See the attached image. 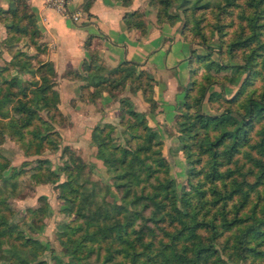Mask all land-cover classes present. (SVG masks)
Instances as JSON below:
<instances>
[{"label":"trees","instance_id":"trees-1","mask_svg":"<svg viewBox=\"0 0 264 264\" xmlns=\"http://www.w3.org/2000/svg\"><path fill=\"white\" fill-rule=\"evenodd\" d=\"M120 2L130 4V0ZM148 3L156 10L158 25L181 17L180 36L205 49V53L191 51L188 57L189 81L174 118L178 149L185 153V183L176 190L158 132L147 125L144 112L135 110L128 99H121L119 125L125 129L124 144L112 141L109 131L114 127L109 123L99 128L101 139L96 153L110 176V181L104 182L105 193L113 199L108 208L99 203L87 205L88 197L94 199L96 184L78 183L79 200L74 203V195L69 203L74 223H66L60 232L65 237V254L74 258L69 264H93L89 258L92 251L97 257L103 252L102 264H119L113 259L115 250L125 256L122 264H264L259 262L264 258V201L251 199L257 186L264 183V0H243L239 12L242 23L225 40L219 14L226 11L222 5L234 6L235 0ZM89 4L86 0L84 9ZM205 11L213 18L206 24L207 31L218 37L214 47L208 44L200 24ZM123 21L127 28L141 33L145 30L142 10L126 12ZM0 22L6 35L3 42L17 43L25 36L35 51L32 54L8 48L7 67L16 70L17 75H4L8 68H0V139L6 134L24 153L39 154L46 144H54L55 148L59 139L52 127L55 114H61L59 95L51 79L56 72L52 61L41 56L46 48L39 41L41 33L27 0H9L7 8L0 6ZM89 41L88 37L86 46ZM213 48L217 59L210 57ZM236 51L240 64L222 62L224 54L234 58ZM258 60L261 67L256 65ZM138 65L125 60L107 69L97 53L90 52L83 62V72L76 75L81 81L79 89H89L96 97L116 87L127 86L133 94L141 90L153 111L155 81ZM22 73L30 77L23 79ZM257 75L261 88L256 93L253 89L245 93ZM212 85L218 90L207 92ZM227 85L235 87L230 96L223 92ZM203 98L213 113L201 110ZM39 111H44L45 117ZM84 167L81 162L70 172L78 178ZM8 168V161L0 156V179L4 184L12 183L13 177L22 172L11 168L4 176L2 171ZM55 176L49 179L53 181ZM72 178L57 184L61 189L77 191ZM112 186L119 193V201ZM3 201L0 195V246L6 245L4 258L10 264H35L44 246L32 235L19 231L18 223L5 213ZM111 212L115 215L109 219ZM169 224L172 228L166 229ZM157 229L167 239L160 237V243L154 245ZM178 240L182 242L177 247ZM115 242L121 247L113 248ZM56 262L62 264L61 258Z\"/></svg>","mask_w":264,"mask_h":264},{"label":"rangeland","instance_id":"rangeland-1","mask_svg":"<svg viewBox=\"0 0 264 264\" xmlns=\"http://www.w3.org/2000/svg\"><path fill=\"white\" fill-rule=\"evenodd\" d=\"M148 1L149 0H144L143 8H136L138 10H142L144 21L146 15L149 13H154L155 15L156 11L152 6H150ZM223 1L224 0H219L220 3H223ZM243 6V0H235L234 6L231 4L222 5V8L226 10L219 14L221 22L224 23L222 28L224 31V34L222 35L224 40L234 34V32L238 30L240 23H242L239 12L243 10ZM171 9L176 11L174 6H172ZM212 20L213 18L211 13L209 11H205L204 18L201 20L200 24L203 25V32L208 38L207 42L216 45L218 37H216L215 33L207 31L209 28L206 25L211 23ZM189 22H191V20ZM173 23L177 24V29L179 30L183 24V19L179 17V20ZM0 24L2 23L0 22ZM188 25H190V23H188ZM1 36L2 35L0 33V68L7 67V62L10 60L8 48H11L12 50L24 49L27 52L35 54L34 49H32L28 44L27 37H21V40L17 43L6 44L3 42L6 35L4 38ZM238 55L239 51H236L234 58L224 54L222 62L240 64L241 60L238 58ZM217 58L218 56L215 53V59ZM256 65L261 67L259 60ZM7 68L8 69L4 72V75H17L16 70L9 67ZM76 75L79 74L73 73L71 76L76 78ZM28 77H30V75L25 73H22L21 75V78L23 79H27ZM51 79L54 81L53 87L57 90L59 95L56 74L55 76L52 75ZM80 83L81 81L79 84ZM261 86L262 81L260 76L257 75L252 79L250 85L246 87L245 93H248L251 89H253V92L256 93L259 91ZM234 90V86L228 85L226 92L230 96ZM78 91V98L71 99L69 102L70 106L68 107H74L76 101L81 99L87 104L92 103L95 109L101 110L99 114L95 115L83 113V111L80 112L88 117V121L81 125V127L83 126V131H80L79 129L82 120H74L69 114H65L63 109L66 107H60L59 98L58 107L61 114H55L56 122L52 126L59 135V139H57L58 141L55 142V148H52L54 144H46L44 145V149H42L39 154H26L20 145L6 134H3L2 139H0V156L4 157L9 163V168L2 171L3 175L7 176L11 168L22 170L21 173H18L15 177H13L12 183L9 181L4 184V182L0 179V195L5 198L3 205H5L6 208L4 210L9 216V219L18 223V226L21 229H19V231L24 234L26 233L32 235V237L38 239V241L44 246L36 257L34 261L35 264H59L56 262L58 257L61 258L62 264H69V262L74 260V258L70 257L68 254H65V237L61 236L60 232L63 225L66 223H74L75 214L69 211V203L70 197H74V195L77 196L73 198L74 203L79 200L77 194H81V186H79L78 183L87 181L84 183L87 184L93 181L96 184V194L93 196L94 199L91 200V197H88L85 201L87 205L99 203L102 208H108L113 199L112 196L105 193L104 188V182L110 181V176L102 160L96 156L97 145L101 139L99 128H104L109 123L112 124L114 128L109 131L110 138L115 143L120 145L124 144L123 136L125 135L123 134L125 133V129L123 126L119 125L121 120L120 100L124 98L129 100V98L133 97V93L129 91L127 86L124 88H113L112 92L109 93L110 97L112 96L113 98L112 101L109 105L102 106L98 104V98H101V94L96 97L89 89H79ZM80 109H84L86 112L89 110L88 105H82L76 110L78 111ZM208 109L210 111L209 113L214 112L213 109H210L209 107ZM39 114L41 117H45L44 111H39ZM75 116L78 115L76 114ZM106 131L107 128H105L104 133H106ZM173 141L174 144H170L169 148L165 147L164 151L162 145V153L168 162L169 173L173 177L176 190L179 191L180 187L185 183V153L178 149L177 139L176 141L175 139ZM81 162L85 165V167L81 169V176L77 178L78 175L70 172V169L77 165L81 166ZM66 166L68 167L66 168ZM54 174L56 175V178L51 181L49 178H52ZM69 178L74 179L72 184L78 187L77 191L71 192L67 189H61V186L57 184L58 182L65 181ZM112 189L115 192L117 201H119L118 191L114 186H112ZM255 198L261 202L264 201V183H260L257 186V191L252 194L251 199L254 200ZM144 212L146 213L147 210ZM114 215V212H111L109 213L108 218L111 219ZM167 228H172V224L166 225V229ZM160 237H162V239H167V236L163 235V232L160 229H157L156 237L153 240L154 245L160 243ZM181 242L182 240L177 241V247ZM117 247L120 248L121 244L118 242L113 243V248ZM5 253L6 245L3 243L0 246V264H10L3 256ZM101 255L97 257L96 252L92 251L89 254L90 262L93 264H102ZM113 259L117 260V263L122 264L126 258L121 252L115 250V256ZM259 262L264 263V258L261 257ZM234 264L242 263L236 262Z\"/></svg>","mask_w":264,"mask_h":264},{"label":"crops","instance_id":"crops-1","mask_svg":"<svg viewBox=\"0 0 264 264\" xmlns=\"http://www.w3.org/2000/svg\"><path fill=\"white\" fill-rule=\"evenodd\" d=\"M85 1L69 0V12L82 11L80 20L73 22L56 9L46 7L43 0H28L41 33L39 41L46 48L41 56L44 60L52 61L56 72L60 107H66L63 109L64 113L74 120H82L80 131H83L81 125L88 121V117L80 112L90 115L101 112L92 103L87 104L81 99L76 101L74 107H68L70 100L78 98L79 95L80 81L71 75L83 72V62L89 58L90 52H96L107 69L125 60L137 62L138 69L147 70L155 81L152 94L155 108L153 111L149 110L150 106L143 98L141 90L128 98L135 110L145 113L147 125L158 132L164 151L165 147L169 148L170 144H174V139L176 141L174 118L189 81L188 57L191 51L205 53L204 47L185 41L180 36L176 23L164 21L158 25L154 13L146 15L144 32L127 28L123 21L125 13L143 8L144 0H131L128 6L122 5L120 0H90L88 8L84 9ZM8 2L9 0H0V6L7 8ZM0 33L4 38L3 24H0ZM88 37L90 41L86 46L85 40ZM208 44L215 46L210 42ZM210 57L215 59L214 48ZM227 88L228 85L223 88V92L229 96ZM217 90L218 87L212 85L207 92ZM100 97L98 104L102 106L109 105L113 99L105 92ZM82 105H88L89 110L77 111ZM200 107L205 113L210 112L204 98Z\"/></svg>","mask_w":264,"mask_h":264},{"label":"built area","instance_id":"built-area-1","mask_svg":"<svg viewBox=\"0 0 264 264\" xmlns=\"http://www.w3.org/2000/svg\"><path fill=\"white\" fill-rule=\"evenodd\" d=\"M46 7H52L60 12L62 15L70 18L73 22H78L82 16V11L78 10L76 12L68 11L69 0H43Z\"/></svg>","mask_w":264,"mask_h":264}]
</instances>
